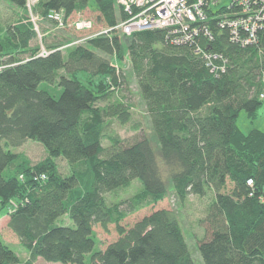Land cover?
Segmentation results:
<instances>
[{
  "label": "trees",
  "instance_id": "trees-1",
  "mask_svg": "<svg viewBox=\"0 0 264 264\" xmlns=\"http://www.w3.org/2000/svg\"><path fill=\"white\" fill-rule=\"evenodd\" d=\"M115 1L37 0L31 11L56 24L47 19L51 11H62L66 23L90 8L111 29L125 18ZM227 5L218 2L194 24L212 39L201 32L190 45L171 44L162 29L130 36L111 29L72 48L70 40L46 45L40 55L28 17L0 32V212L28 254L20 260L0 236V264H194L174 210L120 224L169 192L180 202L211 194L198 220L203 264H264V131L245 134L236 124L241 112L253 119L264 107V31L254 44L232 42L228 28L218 27ZM202 52L225 60L214 62L225 70L211 73ZM111 58L127 59L146 113L148 133L130 141L107 132L113 121L132 118ZM27 140L46 152L35 164L11 151ZM57 158L73 167L69 175L60 174ZM134 182L140 191L121 200ZM64 215L73 227L54 225ZM96 224H114L118 234L103 250Z\"/></svg>",
  "mask_w": 264,
  "mask_h": 264
},
{
  "label": "rangeland",
  "instance_id": "rangeland-1",
  "mask_svg": "<svg viewBox=\"0 0 264 264\" xmlns=\"http://www.w3.org/2000/svg\"><path fill=\"white\" fill-rule=\"evenodd\" d=\"M27 2L28 4L26 3V6L24 8H15L12 5L8 4V2H6L5 0H0V32H3V30H5L7 26H12L19 22H26L27 17L29 21L33 23L32 16L34 15L31 11L33 4L30 0H27ZM228 2L229 0H220L219 4L223 5L227 4ZM115 6L117 9V14H119V8L116 4V1ZM96 16L97 12L93 11V9L86 8L83 11L78 10L75 11L66 20V23L64 22L63 27H58L56 24L46 20H35V26L33 24V27L37 35L36 38L31 42V44L34 46H39L40 49H42L40 50V53L43 51H47L46 45H51L53 43L61 42L64 40H70V44L68 47L71 48L76 45H81L84 43L86 38L101 34L100 32L106 30L105 27L97 21ZM79 18L89 19L93 23V27L90 30H77L73 24ZM111 61L112 64L118 69V73H122L123 77L120 80L121 85L119 86L120 88L118 93L121 97L125 98L126 101L131 104L132 118L131 121L125 125H121L117 121H113L107 128V132L115 133L120 138L130 141L134 137H140L144 133H148L146 113L137 96L135 79L129 74L130 69L127 59H124L120 64L115 62L112 58ZM40 89L49 91L54 96L58 95V88L55 87V85L42 83ZM263 108L264 107L257 110L258 113L253 119L247 117L245 112H241L239 114L236 124L243 133L246 134L254 128L264 131ZM103 144L107 145V140L104 141ZM11 151L23 154L32 164L39 162L46 155L43 146L40 143L31 140L25 141L19 147L11 148ZM55 162L60 174L63 176L69 175L73 170V167L68 165L62 158H57ZM139 191V184L137 182H134L129 192L124 195L121 200L129 198ZM210 198L211 194L203 198H199L190 194L183 202H180L174 194L169 192L167 197H165L162 201L156 203L155 205H145V207L128 214L120 222V224L123 227L128 228L135 221L141 219L145 215L150 214L154 210H174L177 213L185 240L192 253L194 264H203L196 246L197 240L199 241L203 236L202 229L198 225V220L203 218V216L205 215V210ZM122 207L124 208V205ZM6 216L7 214H5V210L0 212V236L2 240L14 252L18 253L19 257L21 258L20 260H22L24 259V254L22 251L24 249H22L21 245H19L17 236L14 235L9 228L6 229ZM54 225L73 227V222L67 215H64L58 218L55 221ZM93 229L96 238L97 249L103 250L107 246V244L113 242L118 237L114 224H108L105 229L96 224L94 225ZM33 264L62 263L46 262L38 258L37 261H35ZM86 264H88L87 260Z\"/></svg>",
  "mask_w": 264,
  "mask_h": 264
},
{
  "label": "built area",
  "instance_id": "built-area-1",
  "mask_svg": "<svg viewBox=\"0 0 264 264\" xmlns=\"http://www.w3.org/2000/svg\"><path fill=\"white\" fill-rule=\"evenodd\" d=\"M34 5L37 0H30ZM220 0H116V4L125 15V18L111 29L119 31L124 36H130L143 30L162 29L165 38L174 45H190L194 39L203 33L211 40L209 29H199L194 24L205 22L208 19L207 9L214 8ZM28 4V2H27ZM32 5V6H33ZM28 6V5H27ZM31 7V6H30ZM29 7V8H30ZM226 9L229 13L223 14L218 23L220 28H228L231 41L240 46L256 43L258 31H264V0H229ZM48 20L56 22L58 27L64 26L62 11H51L47 15ZM35 20L42 18L32 16ZM77 30H90L93 23L89 19L79 18L74 22ZM106 29L100 33H106ZM195 52L199 51L196 48ZM47 54L46 51L40 55ZM203 58L211 73L223 72L224 65L216 66L217 54L203 53ZM225 64V60H222ZM251 184V181H248Z\"/></svg>",
  "mask_w": 264,
  "mask_h": 264
},
{
  "label": "crops",
  "instance_id": "crops-1",
  "mask_svg": "<svg viewBox=\"0 0 264 264\" xmlns=\"http://www.w3.org/2000/svg\"><path fill=\"white\" fill-rule=\"evenodd\" d=\"M40 50H42V49H40ZM263 79H264V75H263ZM263 110H264V108H263ZM264 112V111H263ZM258 113V112H257ZM7 218H6V224H5V227H6V229H8V227H7V224H8V216H6ZM20 245V244H19ZM23 251V254H24V259H22V261H24L25 259H27V257H28V254L24 251V250H22ZM16 253V252H15ZM17 254V256H18V258L19 259H21L20 257H19V255H18V253H16ZM40 259V258H39ZM37 261V260H36Z\"/></svg>",
  "mask_w": 264,
  "mask_h": 264
}]
</instances>
